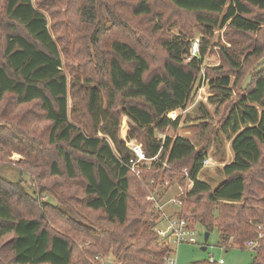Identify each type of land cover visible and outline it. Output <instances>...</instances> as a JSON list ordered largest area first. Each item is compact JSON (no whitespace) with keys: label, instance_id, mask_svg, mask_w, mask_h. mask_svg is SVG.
<instances>
[{"label":"trees","instance_id":"16d2710c","mask_svg":"<svg viewBox=\"0 0 264 264\" xmlns=\"http://www.w3.org/2000/svg\"><path fill=\"white\" fill-rule=\"evenodd\" d=\"M76 1L67 7L72 11L68 19L77 18L90 26L101 19L96 12L98 0ZM162 1L191 17L204 36L227 26L245 39L264 26V18L256 14H264V0ZM2 3L0 107L9 102L16 109L33 107L39 119L48 124L45 137L55 154L52 157L50 151L42 150L43 161L48 160L42 179L64 177L63 182L77 185L82 198L75 200L83 209L99 215L93 221L83 216L82 224L64 221L67 235L62 234L45 224L41 213L44 204L34 193L29 194L21 182L11 183L0 177V264H99L93 262L98 255L113 257L115 262L110 264H162L170 247L159 244L153 222H144L146 191L128 168L133 154L118 136L121 117L132 124L130 137L141 143L145 157H156L149 166H140L141 179H163L179 187L191 182V188L181 197L183 201L193 200L194 208L187 219L196 221L207 233L216 230L218 245L223 248L245 249L246 242L263 234L251 264H264V70L250 76L229 106L232 87L241 83L247 65L223 47L222 64L204 75L211 94L208 102L216 107V113L224 110L220 132L230 142L233 154L232 161L220 170L223 182L212 189L197 180L201 163L208 157L204 149L196 151L181 137L158 138L166 130L179 128L181 118L171 120L169 115L186 109L200 74L201 54L190 55L189 37L164 39L159 44L163 58L153 63L149 34L139 28L130 30L121 22L123 26L118 29L124 32H114L101 46L106 52L98 54L100 77L84 78L82 84L68 83L61 61V52L67 46L59 49L45 15L32 0ZM104 5L106 15L112 18L109 27H115L118 18L114 7L108 0ZM126 5L133 18L162 19V8L156 9L154 0H127L121 6ZM154 27L162 29L158 23ZM97 41L94 33L90 42L96 50L100 44ZM258 49L254 48L247 60L259 57ZM230 75L236 77L233 84ZM70 90L89 120L85 131L70 122ZM15 128L8 130L0 125V148L39 160L41 150L31 146L36 142L28 140L25 147L19 145L27 138ZM122 128L124 135L125 125ZM77 235L79 241L74 240Z\"/></svg>","mask_w":264,"mask_h":264},{"label":"rangeland","instance_id":"374dc122","mask_svg":"<svg viewBox=\"0 0 264 264\" xmlns=\"http://www.w3.org/2000/svg\"><path fill=\"white\" fill-rule=\"evenodd\" d=\"M3 0H0V9L3 7ZM34 6L45 15L47 20V27L50 35L57 42L60 50L64 46V50L61 52V61L63 65V72L67 78V82L79 81L81 84L84 78L93 77L97 79L100 77L101 61H98V54L106 52L105 43H108L111 39V35L114 32H121V22L125 23L128 29L139 28L140 30L147 32L151 43L153 44L154 51L153 63L161 62L163 53L159 49V44L166 38H171L177 35H185L189 37L191 42L190 55L194 53L201 54L199 60L201 62L200 74L197 81L194 84L192 96L184 111L175 112L170 116L180 117V126L176 131L166 130L163 134H159L158 138L164 139L165 137L176 138L181 137L189 140L196 151L204 149L209 157L211 163L208 167L201 168L198 173L197 180L203 182L215 189L224 178L220 174V170L224 165H227L233 159V154L230 150V142L220 132V123L224 115V110L215 112V106L208 102L209 96H211L207 81H204V75L206 71L211 68H216L222 64V57L220 54L221 48H227L232 51L241 64L247 65V74L241 81L236 83V87H232L233 96L228 102V106L233 103L235 96L245 88V84L249 81L250 76L256 72L264 70V26L261 31L247 36L245 39L234 35L230 32L227 26L221 28H215L211 34L204 36L194 25L191 17L184 13L176 12L167 7L162 0H154V6L159 9L160 6L163 13L161 21L157 16L147 18H133L129 16L128 5L122 7L121 5L127 0H108L109 6L114 7L113 12L118 18L116 26L109 27L112 18L107 16L104 8L105 0H98L96 6L99 19L90 26L83 22H79L76 18H69L68 16L72 11L67 10L71 8L72 2L77 4L76 0H32ZM105 6V5H104ZM122 7V9H121ZM49 8V9H48ZM111 9V8H110ZM68 12V15H66ZM254 12H256L254 10ZM258 16L264 18V14L256 13ZM110 20V21H109ZM163 22V23H162ZM139 23V24H138ZM162 26V29L156 30L154 24ZM102 27H105L103 30ZM133 31V30H132ZM124 32V31H123ZM134 32V31H133ZM95 33V39L97 42V50L91 45L92 35ZM188 35V36H187ZM197 45L196 52L194 50ZM254 48L261 50V55L250 57L247 60V56L253 54ZM203 49V53H202ZM258 49V50H259ZM253 51V52H252ZM97 58V59H96ZM232 84L236 77L230 75ZM76 110L74 112L73 110ZM82 105L76 96H73V91L68 93V112L70 114V122L85 131V128L89 127V120L84 117L82 112ZM120 126L118 136L121 142L128 144L130 142H138L137 139L130 137V132L133 129L132 124L125 118H120ZM0 125L4 129H15L22 131L27 138L24 143H18L13 140L14 143L26 146L28 140L35 141L34 147L41 150V156L39 160H34L32 157H24L22 154L16 152L11 153L8 149L0 148V177L8 182L16 183L21 182L22 186L26 188L29 194H33L38 202L44 204L41 213L45 215V224L52 225L55 231L62 234H66L67 226L64 221H73L75 223L82 224L83 216L88 220H94L99 213L89 212L83 209L76 198H82V192L80 188L70 183H65L64 177L59 178H47L42 179L41 174L46 171V162L42 159V150L50 151L51 156H55L53 149L47 145L46 124L42 119H39L37 113L31 106H24L16 109L12 106V102L5 103L2 108L0 107ZM124 128V135H122V127ZM125 144V146H126ZM142 147V146H141ZM62 184V185H57ZM57 186V187H56ZM175 186V187H174ZM170 186L168 189L173 188L170 193H166L164 201L177 197L180 194L178 186ZM189 183L181 186L183 194L189 190ZM48 191H41V188ZM170 194V196H169ZM177 194V195H176ZM168 207V206H167ZM166 207V208H167ZM165 208L166 215L170 212L178 210L180 216L188 218L191 211L194 208L193 200H182L181 209ZM170 209V210H169ZM144 222H153L154 224L160 218L154 220L152 212L149 211L147 206L146 212L143 216ZM191 226L195 229V244H181L177 248L173 247V257L176 258V264H214L210 261L217 262L221 260L223 264H251L254 257V252L248 249H241L235 246L229 248H223L218 245V233L216 230L208 234V240L204 243L205 230L196 221L187 219ZM86 222V220H85ZM89 222V221H87ZM162 222V223H161ZM159 224H155L158 228L157 231L160 237L166 235V224L161 221ZM85 224V223H84ZM154 227V228H155ZM142 226L140 228V231ZM72 231V236L74 237ZM70 235V234H69ZM68 235V236H69ZM74 240L79 241L81 237L76 236ZM8 239L5 238L2 243ZM205 248L204 251L201 248ZM172 251V250H171ZM100 256V255H99ZM93 262H95L93 260ZM114 263L113 257L101 256V262L99 264Z\"/></svg>","mask_w":264,"mask_h":264},{"label":"built area","instance_id":"2783aa9c","mask_svg":"<svg viewBox=\"0 0 264 264\" xmlns=\"http://www.w3.org/2000/svg\"><path fill=\"white\" fill-rule=\"evenodd\" d=\"M197 49V45H195V52ZM194 53L193 55H195ZM174 113V112H173ZM171 113L170 116L173 114ZM176 118V117H175ZM174 117L170 118L171 120L175 119ZM126 144V143H125ZM126 147L131 151L133 157L129 160L128 168L131 172L135 174V176L142 182L145 191L146 197L145 200L148 203L149 211L152 212V215L160 218L158 220L159 224L161 221L166 224V235L163 237L159 236L157 231L158 228H153L154 232L158 235L159 244H163L170 247V251L163 257L162 264H176V258L173 257V247L177 248L181 244H195V229L186 218L180 216V212L178 210L173 211L169 215H166L165 208H177L181 209L182 200L181 197L183 195V190L178 186L177 188L180 190V194L177 197L170 198L164 201V196L166 195L168 188L170 187V183L167 180L159 179H150L148 181H144L140 177V166L145 165L149 166L150 163L156 160V157L153 159H147L142 151V147L137 142H130L126 144ZM211 161L207 157L202 163L201 167L205 168L210 165ZM184 174H186L185 169L182 170ZM176 185V184H175ZM189 186H192V183L189 182ZM188 186V187H189ZM166 208V209H167ZM157 218H154L157 219ZM162 223V222H161ZM263 237V234L259 233L257 239L255 241H248L245 243L244 248L251 250L252 252L258 251L259 249V240ZM172 250V251H171ZM94 261L97 263L101 262V256H96ZM210 263H216L210 261ZM105 264V263H104ZM217 264H223L221 260L217 262Z\"/></svg>","mask_w":264,"mask_h":264},{"label":"water","instance_id":"95a60500","mask_svg":"<svg viewBox=\"0 0 264 264\" xmlns=\"http://www.w3.org/2000/svg\"><path fill=\"white\" fill-rule=\"evenodd\" d=\"M208 234H209V233H207V232H205V234H204V243H206L207 240H208ZM201 250L204 251L205 248L202 247Z\"/></svg>","mask_w":264,"mask_h":264},{"label":"crops","instance_id":"0c3cea01","mask_svg":"<svg viewBox=\"0 0 264 264\" xmlns=\"http://www.w3.org/2000/svg\"><path fill=\"white\" fill-rule=\"evenodd\" d=\"M209 158V157H208ZM175 187V186H174ZM191 187L189 186V189H190ZM173 188H171V189H169L168 191H167V193L169 192L170 193V191L172 190ZM179 190V189H178ZM180 191V190H179ZM177 195V194H176ZM169 196H170V194H169ZM165 197V196H164ZM170 209H172V208H170ZM169 209V210H170ZM173 212V211H172ZM172 212H170V213H172Z\"/></svg>","mask_w":264,"mask_h":264}]
</instances>
